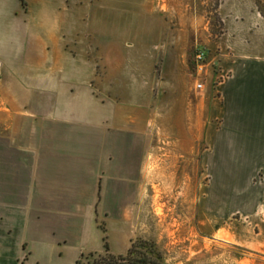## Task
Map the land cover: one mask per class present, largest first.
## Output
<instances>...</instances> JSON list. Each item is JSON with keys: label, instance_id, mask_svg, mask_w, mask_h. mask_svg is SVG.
Listing matches in <instances>:
<instances>
[{"label": "rangeland", "instance_id": "obj_1", "mask_svg": "<svg viewBox=\"0 0 264 264\" xmlns=\"http://www.w3.org/2000/svg\"><path fill=\"white\" fill-rule=\"evenodd\" d=\"M23 2L16 21L5 17L0 26L4 87H39L20 96L36 106L69 104L64 93L74 91L77 103L88 106L81 91L93 73L92 120L100 124V137L116 138L117 148L128 150L123 173L131 185L124 190L116 182L103 194L101 228L109 231L128 205L141 207L140 183L147 239L138 240L137 253L162 264H264V191L256 177L210 175L204 165L221 64L264 60V0L260 6L257 0H82L78 25L60 45L59 36L37 23L27 29V13L37 5ZM43 39L50 44L41 63H18L17 52ZM201 49L208 53L203 71L196 63ZM31 74L47 78L27 79ZM119 163L116 175L123 169Z\"/></svg>", "mask_w": 264, "mask_h": 264}, {"label": "crops", "instance_id": "obj_2", "mask_svg": "<svg viewBox=\"0 0 264 264\" xmlns=\"http://www.w3.org/2000/svg\"><path fill=\"white\" fill-rule=\"evenodd\" d=\"M67 1L35 0L37 9L26 16L27 29L37 23L59 36L60 45L65 32L78 25L82 8V0L72 6ZM21 9V0H0V26L5 17L16 21ZM49 44L43 39L30 51L17 52L18 63H41ZM221 66L223 80L209 111L205 169L221 177H256L258 190L264 191V60ZM46 78L31 74L27 79ZM92 78L93 73L81 87L88 106L77 103L79 93L69 90L66 105L24 103L20 96L33 95L39 87H4L0 78V264H78L83 255L125 256L135 242L147 239V198L140 183L136 195L141 207L128 205L106 233L100 226L97 209L103 194L116 182L129 189L132 179L123 173L128 150L117 148L121 142L116 138L100 137V124L92 120ZM117 160L123 168L118 175ZM236 185L239 190V181Z\"/></svg>", "mask_w": 264, "mask_h": 264}, {"label": "trees", "instance_id": "obj_3", "mask_svg": "<svg viewBox=\"0 0 264 264\" xmlns=\"http://www.w3.org/2000/svg\"><path fill=\"white\" fill-rule=\"evenodd\" d=\"M23 2V0H21ZM261 0H257V4L260 6ZM24 4V2H23ZM264 16V13H263ZM204 50V49H202ZM103 230L106 233V229L103 227ZM107 240V238H105ZM138 242V241H137ZM137 242H135L125 256H100L95 254H90L88 256H82L78 264H162L157 261L151 254L147 253H137ZM107 249L108 246H107ZM98 256V257H94ZM86 260V263H84Z\"/></svg>", "mask_w": 264, "mask_h": 264}, {"label": "built area", "instance_id": "obj_4", "mask_svg": "<svg viewBox=\"0 0 264 264\" xmlns=\"http://www.w3.org/2000/svg\"><path fill=\"white\" fill-rule=\"evenodd\" d=\"M207 59H208V53L205 50H198L196 53V63L200 69V71L204 70L205 67L208 65L207 63ZM204 85L203 84H199L197 85V88L200 90L204 89Z\"/></svg>", "mask_w": 264, "mask_h": 264}, {"label": "bare ground", "instance_id": "obj_5", "mask_svg": "<svg viewBox=\"0 0 264 264\" xmlns=\"http://www.w3.org/2000/svg\"><path fill=\"white\" fill-rule=\"evenodd\" d=\"M161 212L159 211V214H160Z\"/></svg>", "mask_w": 264, "mask_h": 264}]
</instances>
